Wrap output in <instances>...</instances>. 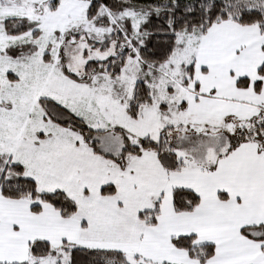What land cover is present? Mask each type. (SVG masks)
<instances>
[{"label": "snow or ice", "instance_id": "obj_1", "mask_svg": "<svg viewBox=\"0 0 264 264\" xmlns=\"http://www.w3.org/2000/svg\"><path fill=\"white\" fill-rule=\"evenodd\" d=\"M0 264H264V0H0Z\"/></svg>", "mask_w": 264, "mask_h": 264}]
</instances>
